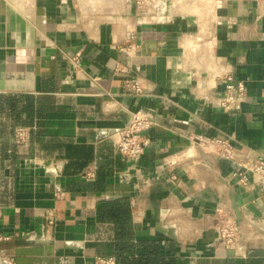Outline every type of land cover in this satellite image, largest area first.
I'll list each match as a JSON object with an SVG mask.
<instances>
[{
    "label": "crops",
    "instance_id": "crops-1",
    "mask_svg": "<svg viewBox=\"0 0 264 264\" xmlns=\"http://www.w3.org/2000/svg\"><path fill=\"white\" fill-rule=\"evenodd\" d=\"M227 75L246 82L237 114L217 104ZM139 108L161 123L126 161L118 131ZM197 135L264 159V0H0V264H118L119 231L130 258L264 264V189Z\"/></svg>",
    "mask_w": 264,
    "mask_h": 264
},
{
    "label": "built area",
    "instance_id": "built-area-1",
    "mask_svg": "<svg viewBox=\"0 0 264 264\" xmlns=\"http://www.w3.org/2000/svg\"><path fill=\"white\" fill-rule=\"evenodd\" d=\"M119 49L125 51L124 46H120ZM71 61L74 66H78V56L72 57ZM117 69L122 71V68L117 67ZM223 83L224 89L218 97L217 104L225 112L237 114L241 111L242 103L246 98V82L227 75L224 77ZM123 91L130 95H138L142 93V86L137 80H126ZM160 123L153 110L139 108L130 111L128 122L118 131L116 140L117 149L122 158L126 161H136L140 158L150 141L148 131ZM29 135L30 127L17 126L14 128L13 138L16 143L27 142ZM193 141L200 146L210 148L218 157L231 161L235 165L233 175L237 177L240 185L251 187L253 184H258L264 189V159L253 157L249 153L242 157L239 156L237 149L227 136L197 135ZM86 174L93 175L91 172ZM216 213L219 217L216 227L218 242L228 248L237 247L240 236L237 221L221 206L217 207ZM108 261L101 258L97 260V264H104Z\"/></svg>",
    "mask_w": 264,
    "mask_h": 264
},
{
    "label": "trees",
    "instance_id": "trees-1",
    "mask_svg": "<svg viewBox=\"0 0 264 264\" xmlns=\"http://www.w3.org/2000/svg\"><path fill=\"white\" fill-rule=\"evenodd\" d=\"M113 202H106L104 203L101 207H99L98 209V213H101V210L103 209L102 207L107 206L110 207L111 209H113L114 204H112ZM102 208V209H101ZM101 209V210H100ZM108 209V214H111L115 217L116 221L118 222V224H120V220L124 221V218H118V215H115V211ZM126 233H124L123 231H119V238L117 241V254H116V258H117V263L118 264H165L164 263V259H157V258H153L152 256H148V254L145 257H139V258H134V257H128L125 253L126 251H131V246L132 243L129 242H124L123 239L125 238Z\"/></svg>",
    "mask_w": 264,
    "mask_h": 264
}]
</instances>
